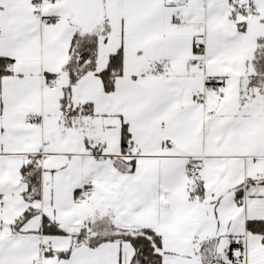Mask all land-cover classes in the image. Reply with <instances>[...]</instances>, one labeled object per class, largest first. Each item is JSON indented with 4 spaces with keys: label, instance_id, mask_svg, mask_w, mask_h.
I'll use <instances>...</instances> for the list:
<instances>
[{
    "label": "snow or ice",
    "instance_id": "1",
    "mask_svg": "<svg viewBox=\"0 0 264 264\" xmlns=\"http://www.w3.org/2000/svg\"><path fill=\"white\" fill-rule=\"evenodd\" d=\"M0 264H264V0H0Z\"/></svg>",
    "mask_w": 264,
    "mask_h": 264
}]
</instances>
